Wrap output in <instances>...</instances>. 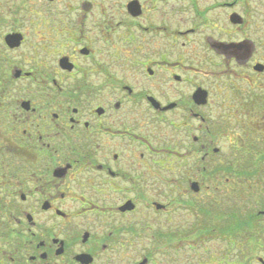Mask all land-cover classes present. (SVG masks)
Segmentation results:
<instances>
[{
	"label": "flooded vegetation",
	"instance_id": "af4514ba",
	"mask_svg": "<svg viewBox=\"0 0 264 264\" xmlns=\"http://www.w3.org/2000/svg\"><path fill=\"white\" fill-rule=\"evenodd\" d=\"M223 127L264 176V0H0V264H151L147 240L213 264L226 206L191 179L148 202L146 179L155 156L222 159Z\"/></svg>",
	"mask_w": 264,
	"mask_h": 264
},
{
	"label": "rangeland",
	"instance_id": "374dc122",
	"mask_svg": "<svg viewBox=\"0 0 264 264\" xmlns=\"http://www.w3.org/2000/svg\"><path fill=\"white\" fill-rule=\"evenodd\" d=\"M152 17L156 23V20H158L157 14L152 15ZM146 34L147 36L149 35V40L155 44L167 41L164 39L163 34H153L150 31H147ZM206 112L209 124L213 120L216 121L218 114L212 110H206ZM209 127L211 128L210 125ZM221 131L227 135L221 134L220 136H215V147L223 150L222 155L224 156L222 159H218L217 157L215 160L201 161L200 159L182 160L183 158L177 157L175 159H167L163 156L150 158L148 162H156L157 165L153 166L150 174H147L146 201L156 200L165 202L166 199L170 200L168 197L171 193H173V196L177 195V199L175 200L178 203L191 201L187 195L184 196L182 194V190L173 188L185 186L186 184L183 181L186 179L198 181L204 193L203 200H199L198 202H204L210 208L225 205L226 210L224 212L228 213L230 219V239L222 240L216 236L211 238L209 245L212 252L213 264H223L220 262L223 258L224 264H257L253 261V257H260L264 260V176L260 175L257 177L254 174L250 178V171H248L245 165L243 167L241 162L230 163L227 161L226 156L234 155L233 152H230V147L233 148L235 145L233 143L236 142L235 139L238 137L239 131L233 133L231 130H227L226 132L224 127ZM229 166L233 167L230 170H238L235 175L232 173V175L227 174L226 168ZM245 168L246 173L242 177L241 169ZM255 169L253 167V170ZM156 171L160 173H155ZM165 181L169 183H163ZM167 185L171 186L169 187L171 190L167 189ZM215 210V219L222 218L223 210L218 208ZM187 211L183 207H178L177 214L186 218L194 217V212L190 213ZM233 214L236 216L238 214L240 218H246L245 216L248 214L255 215L258 216L260 222L254 223L250 227H247L248 224H246L239 231L232 224L235 223L233 218H230V215L232 216ZM146 246V251H149L151 254V264H162L164 258L161 246L152 240H147ZM182 250L185 251L187 248L185 246L178 248V252ZM217 260L220 261L217 262Z\"/></svg>",
	"mask_w": 264,
	"mask_h": 264
},
{
	"label": "trees",
	"instance_id": "16d2710c",
	"mask_svg": "<svg viewBox=\"0 0 264 264\" xmlns=\"http://www.w3.org/2000/svg\"><path fill=\"white\" fill-rule=\"evenodd\" d=\"M255 165V163L253 164V166ZM233 167L232 166H229L227 167V174L228 175H232L231 173H233L234 171L233 170H230L232 169ZM255 170H253V172L251 171L249 174H250V178H252V176L255 174L254 172ZM246 173L245 169H241V176L243 177L244 174ZM261 216V214H260ZM246 218H240L238 217V214L237 216L235 214H233L232 216L230 215V218H233V220L235 221V223H232L234 224V227H236L237 230H241L242 228H244L246 226V224H248L247 227H250L252 226V224L254 225L255 222V219L258 218V216H255V215H251V214H248L247 216H245ZM231 231V229H230Z\"/></svg>",
	"mask_w": 264,
	"mask_h": 264
},
{
	"label": "water",
	"instance_id": "95a60500",
	"mask_svg": "<svg viewBox=\"0 0 264 264\" xmlns=\"http://www.w3.org/2000/svg\"><path fill=\"white\" fill-rule=\"evenodd\" d=\"M192 189H193L194 191H198V190H197V184H193V185H192ZM258 261H259L260 264H264V260H263V259H259Z\"/></svg>",
	"mask_w": 264,
	"mask_h": 264
}]
</instances>
